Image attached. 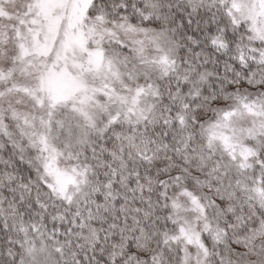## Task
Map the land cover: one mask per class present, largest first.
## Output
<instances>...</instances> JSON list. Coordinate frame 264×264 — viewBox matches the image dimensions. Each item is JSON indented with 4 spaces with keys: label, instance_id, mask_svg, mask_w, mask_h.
I'll use <instances>...</instances> for the list:
<instances>
[{
    "label": "snow or ice",
    "instance_id": "obj_1",
    "mask_svg": "<svg viewBox=\"0 0 264 264\" xmlns=\"http://www.w3.org/2000/svg\"><path fill=\"white\" fill-rule=\"evenodd\" d=\"M0 264H264V0H0Z\"/></svg>",
    "mask_w": 264,
    "mask_h": 264
}]
</instances>
